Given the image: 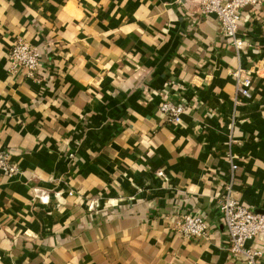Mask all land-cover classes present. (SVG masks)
Returning <instances> with one entry per match:
<instances>
[{
  "label": "crops",
  "instance_id": "1",
  "mask_svg": "<svg viewBox=\"0 0 264 264\" xmlns=\"http://www.w3.org/2000/svg\"><path fill=\"white\" fill-rule=\"evenodd\" d=\"M196 8L0 0V150L19 166L0 184V264H250L230 254L215 198L231 185L264 212V3L243 10L241 54ZM18 38L40 48L39 82L8 71ZM166 97L188 103L180 122ZM183 211L204 214L206 237L175 232ZM247 245L264 264L261 237Z\"/></svg>",
  "mask_w": 264,
  "mask_h": 264
},
{
  "label": "built area",
  "instance_id": "2",
  "mask_svg": "<svg viewBox=\"0 0 264 264\" xmlns=\"http://www.w3.org/2000/svg\"><path fill=\"white\" fill-rule=\"evenodd\" d=\"M197 8L194 13L200 16L213 15L219 22L223 36L241 54L248 42L241 34V20L243 10L251 7L253 10L260 9L264 0H195ZM7 68L11 73L20 68L25 70V75L36 82L41 79V51L38 45L29 40L18 38L7 51ZM242 67L234 70L236 76L237 97L248 98L252 95L253 77L242 75ZM259 66L250 69L254 75L261 74ZM188 106L187 102L175 101L164 98L159 103V109L166 113L169 121L180 122L182 114ZM229 161L234 169V155L228 153ZM19 171V166L12 159L10 151L0 150V184L4 175H12ZM164 175L162 170H158ZM215 203L221 213V220L228 232L229 252L235 258H241L250 264H255L262 251L250 247L249 241L261 237L264 245V212H258L243 204L232 195L231 185L217 195ZM210 225L204 214L183 211L173 225L175 232L180 233L187 239L206 237Z\"/></svg>",
  "mask_w": 264,
  "mask_h": 264
}]
</instances>
